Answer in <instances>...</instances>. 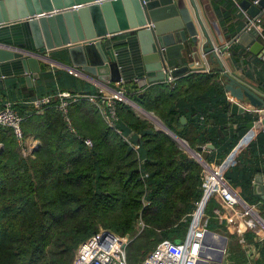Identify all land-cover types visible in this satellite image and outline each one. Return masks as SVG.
I'll use <instances>...</instances> for the list:
<instances>
[{"label": "trees", "instance_id": "trees-1", "mask_svg": "<svg viewBox=\"0 0 264 264\" xmlns=\"http://www.w3.org/2000/svg\"><path fill=\"white\" fill-rule=\"evenodd\" d=\"M214 78L189 73L174 85L162 82L142 91L126 82L124 88L131 102L159 118L191 149L211 143L214 150L206 162L220 164L257 117H230V103ZM73 80L68 92L79 94L81 86ZM82 89L98 94L89 84ZM30 101L26 111L13 105L23 116L24 137L38 142L30 156H23L11 130L0 126V264H72L78 245L99 228L130 236L128 264H139L162 240L184 239L202 196L203 167L195 158L129 105L116 104L117 121L110 128L85 99L69 104L65 115L57 99L40 112L31 109ZM258 140L259 135L254 141L261 146ZM254 141L224 170L249 204L259 200L250 194L252 179L264 174L245 162L248 154L256 156ZM213 206L212 200L206 207V227L225 233Z\"/></svg>", "mask_w": 264, "mask_h": 264}, {"label": "water", "instance_id": "water-1", "mask_svg": "<svg viewBox=\"0 0 264 264\" xmlns=\"http://www.w3.org/2000/svg\"><path fill=\"white\" fill-rule=\"evenodd\" d=\"M188 1L206 39L204 55L218 62L226 80L224 90L235 101L246 99L252 107L264 109L260 96L225 72L193 0ZM238 7L256 21L263 14L264 0H241ZM197 43L198 32L185 0H0V89L6 77L23 76L28 84L37 80L42 74L38 60L50 59L47 53L59 48L68 52L71 65L65 67L76 76L89 77L102 86L135 80L143 89L163 82L168 75L176 78L189 71V66L166 70L171 51L179 50L176 58L182 57L183 50L192 51L199 66ZM254 48L262 50L263 46L255 43L251 51ZM233 109L244 111L235 105ZM258 118L264 132V111ZM180 121L185 125L184 117ZM212 150L209 143L196 149L187 147L191 155L200 153L202 162ZM252 187L254 195L264 202V174L254 177ZM218 236L220 247L225 248V233ZM200 259L198 264H220L223 254L210 258L202 251Z\"/></svg>", "mask_w": 264, "mask_h": 264}, {"label": "crops", "instance_id": "crops-1", "mask_svg": "<svg viewBox=\"0 0 264 264\" xmlns=\"http://www.w3.org/2000/svg\"><path fill=\"white\" fill-rule=\"evenodd\" d=\"M240 1L241 0H193L196 6L197 15L199 16L211 45L215 48V51L218 54L217 56L222 63V67L225 72L233 79L255 92L264 100V11L263 14L253 22L252 19L238 7V3ZM185 3L193 17L194 24L198 32L196 53L200 65L196 66L195 60L191 56L192 51L183 50L181 52L182 57L176 58L179 50H174L169 53L171 60L166 62V70L169 72L175 68L189 66V71L187 73L176 77L175 79L183 77L189 73L212 74L215 76L213 82L218 83L224 89L226 80L220 71V66L217 61H211L209 59V54L204 55L203 50L206 47V39L202 35L198 23L196 22L194 17L195 15L189 1L185 0ZM250 21L253 23L251 24ZM255 43H259L263 46L262 50L254 48L253 51L256 53L251 51L252 46ZM223 48H226V50L221 53V49ZM46 56L50 59L46 58L38 60L40 72H42V74H40L37 80L31 79L30 84L25 81L23 76L2 78L3 84L0 89V105L4 101H10L18 109L26 111L28 109V101L33 98L60 91H73L72 89L76 84L73 78H77V85L81 86L78 91L80 94L88 91L87 89H82L83 84H89L97 89V83H95L94 80L86 76H76L72 70L65 67V65H71L68 52L66 50L62 48L55 49L47 53ZM69 78H72V82L68 81ZM127 82L137 85L135 80ZM125 84L126 82H122L123 86ZM113 85L114 84L111 83L109 84V87H113ZM149 86L150 85H147L145 88ZM145 88H143L142 91ZM224 92L227 101L230 103V117H239L245 114H251L253 117H257V120L252 123L253 127L250 130L254 129L256 136L259 135L258 141L260 142H257L260 143L261 146L259 144L256 145V142L254 141L256 136L253 139H247V136L244 135V137L240 139L238 144L232 150L230 154L231 157L226 156L219 165L224 166V170L228 165H235L238 161L236 158L240 155V153H246L249 140H252L255 143L253 151L256 153V156L248 154V156L245 157V162L254 168L258 167L260 170H264V132L262 127L258 126V114L263 112L264 109L252 107L246 99H244L243 102L235 101L225 90ZM12 94L15 95L14 98H7L8 95ZM134 105L140 108L136 104ZM233 105L243 107L244 111L239 113L237 109H233ZM140 109L143 110L142 108ZM143 111L146 112L145 110ZM145 116L147 115L145 114ZM232 127L236 128V125H232ZM27 140L29 143H33L35 141L31 137ZM35 142L36 148L34 150H37L38 142ZM212 151H210V153ZM227 159L228 163H225V161L227 162ZM261 172L256 173L254 177L257 175H263ZM253 179L251 183H253ZM235 190L240 196L239 189ZM254 191L255 190L251 184L250 194L253 196ZM215 203L217 204V207L213 206L211 209L214 215L215 211L218 210L217 208H220V204L217 202ZM254 205L256 206V213L264 218V202L259 198L258 202ZM261 235L262 232L257 235L249 232V234H246L245 236L235 239L234 237L231 238V241L229 242H232L230 245L231 248L228 250V243V246H226V256L231 255L232 257H228L224 264H264V242L259 241ZM235 240H237L238 245L233 244ZM236 252H238L239 255H242L243 260L241 262L237 259Z\"/></svg>", "mask_w": 264, "mask_h": 264}, {"label": "built area", "instance_id": "built-area-1", "mask_svg": "<svg viewBox=\"0 0 264 264\" xmlns=\"http://www.w3.org/2000/svg\"><path fill=\"white\" fill-rule=\"evenodd\" d=\"M253 21V20H252ZM250 21L252 24L253 22ZM219 52V51H218ZM71 73V72H70ZM75 74V73H74ZM175 78L167 76L163 83L174 85ZM111 84V83H110ZM108 85H97V95L73 94L68 91H60L56 94L37 97L29 102L35 112H40L44 107L52 105L54 99L58 100L57 107L65 115L69 104L80 99H85L93 104L104 122L114 128L117 121L116 104H133L128 98V91L121 82ZM23 116L13 107L10 101H4L0 105V126L11 130L23 156H30L36 148V142H28L22 130ZM247 139L255 138V130H250ZM87 146H91L90 140H85ZM203 167L202 196L196 203L195 210L190 215V224L182 241H160L139 264H198L200 253L204 251L210 258L223 254L222 263H225L226 247L213 239L223 234L207 229L206 207L210 201L220 204L215 211L219 224L225 225V236H244L245 233L262 235L259 239L264 242V218L256 213L254 204L244 201L237 191L224 177V166L202 162L200 153L192 155ZM231 157V155H229ZM225 163H228L225 161ZM131 242L127 237H120L111 231L101 230L78 245L72 264H128L126 248ZM202 262V261H201ZM211 262H209L210 264Z\"/></svg>", "mask_w": 264, "mask_h": 264}, {"label": "rangeland", "instance_id": "rangeland-1", "mask_svg": "<svg viewBox=\"0 0 264 264\" xmlns=\"http://www.w3.org/2000/svg\"><path fill=\"white\" fill-rule=\"evenodd\" d=\"M128 105L131 107V109L133 110V112H134V114H135L136 116H138L140 119H149V120L152 122V124H154L155 128H157L158 130H161V131L165 132L166 134H168V135H169V136H170V137L176 142V144L181 148V150H183L184 152L190 154V153L187 151V147L190 148V147L188 146V144H187L185 141H183V140H181V139L178 140L176 137H174V136H172L171 134L167 133L166 130L163 128V127H165L164 124H163V122H162L159 118H157V117H156L155 115H153L152 113L144 112V111L141 110L140 108L136 107L134 104H128ZM144 113H148V114L150 115V118H148V116H145ZM88 140H89V139H88ZM32 152H33V151H32ZM22 155H23V154H22ZM190 155H191V154H190ZM191 157H192V155H191ZM141 226H142V224L139 222L138 225H137V228H141ZM101 230H107V231H111V232H113L112 230H110V229H105V228H99V230H98L97 232H99V231H101ZM113 233L116 234L115 232H113ZM116 235H117V234H116ZM118 236H120V235H118ZM120 237H127V238L131 239L130 236H128V235H123V236H120ZM233 237H234V239H235V238H238V236L227 237V243H226V246H228V243L231 241L230 239L233 238ZM231 243H232V242H231ZM231 243H229L228 250L231 248V246H230ZM233 244L238 245L237 240H235V241L233 242ZM234 247H236V246H234ZM236 254H237V259L239 260V262H241V261L243 260L242 255H239L238 252H236ZM228 257H232V256H231V255H227V256H225V261L227 260ZM210 264H217V263H215V262H211ZM220 264H221V263H220Z\"/></svg>", "mask_w": 264, "mask_h": 264}, {"label": "bare ground", "instance_id": "bare-ground-1", "mask_svg": "<svg viewBox=\"0 0 264 264\" xmlns=\"http://www.w3.org/2000/svg\"><path fill=\"white\" fill-rule=\"evenodd\" d=\"M213 241H214L215 243H218V244L221 245V241H220V238H219V237H216L215 239H213Z\"/></svg>", "mask_w": 264, "mask_h": 264}]
</instances>
